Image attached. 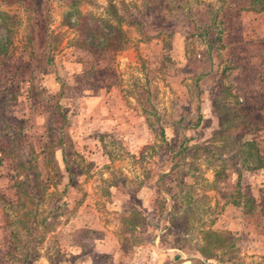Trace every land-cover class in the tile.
Masks as SVG:
<instances>
[{
	"label": "rangeland",
	"instance_id": "obj_1",
	"mask_svg": "<svg viewBox=\"0 0 264 264\" xmlns=\"http://www.w3.org/2000/svg\"><path fill=\"white\" fill-rule=\"evenodd\" d=\"M262 202L264 0H0V264H264Z\"/></svg>",
	"mask_w": 264,
	"mask_h": 264
},
{
	"label": "trees",
	"instance_id": "obj_2",
	"mask_svg": "<svg viewBox=\"0 0 264 264\" xmlns=\"http://www.w3.org/2000/svg\"><path fill=\"white\" fill-rule=\"evenodd\" d=\"M213 6V4H210V7ZM109 11L108 14L106 15L107 17H103L99 18L100 20L94 21V24L92 26H90V22L91 19L93 18H97L94 17L93 14H91L90 12H81L80 10L74 9V11L71 10H67L64 15V23L69 27H74L76 28V30L79 32V35H84L87 34H95V33H104V40L107 41L111 38V40L113 39L114 42L117 43V46H119L120 48H122L126 43V38L124 36V31L122 30V27L124 25H134V24H138L139 22L137 20H131L130 18H128L127 16H124L120 13H118V11L113 7L110 6L109 7ZM220 11V7L216 8V9H212L209 13L210 16V21L214 24V22L217 21V16H218V12ZM212 23H208L204 26H202L201 30L203 28L208 29L211 28ZM216 25H219V22H217ZM110 40V41H111ZM109 42V41H108ZM50 57V61H51V57L52 55L49 54ZM154 116L158 117L156 113H154ZM155 121L157 122V124L159 123V117L155 118ZM150 125H154L153 123H151ZM160 129V134H164V128L159 125L158 127ZM156 129V128H155ZM157 131V130H156ZM183 145H180V150H183ZM239 194V192L237 191V189L234 191V194H232L233 199L228 201H224L223 203H221V205L219 206L218 211L221 212L223 210V208L225 206H227V204H233L236 206H241L242 208H244L245 212L246 210H250V206L251 204H253L252 209L256 208L257 205L251 201V199H249L247 196L244 195L243 200L238 201L237 195ZM260 207H264V202H262ZM224 231H220L218 232L219 234H214L211 236L210 240L204 241V245L205 247H210V245L215 246V247H219L222 245H225L227 247H229L230 245L232 246V244L234 243L233 240H228L226 241V239L224 240V238L222 237L224 235L223 233ZM208 250V249H207Z\"/></svg>",
	"mask_w": 264,
	"mask_h": 264
},
{
	"label": "crops",
	"instance_id": "obj_3",
	"mask_svg": "<svg viewBox=\"0 0 264 264\" xmlns=\"http://www.w3.org/2000/svg\"><path fill=\"white\" fill-rule=\"evenodd\" d=\"M219 220H218V218H215V220H214V222L212 223V225H216V226H219ZM213 230V229H212ZM220 232V231H219ZM204 233H207V231H204ZM208 234H210L209 236L208 235H206L205 237H203V241H205V240H207V241H209L210 240V238H211V236L212 235H214V234H219L218 232H215V230L213 231V232H211V233H208ZM208 236V237H207ZM207 237V238H206ZM226 241H228V240H226ZM229 247H231V245L229 246ZM228 247V248H229ZM210 248H214V246H212V245H210ZM149 250V255H151V250L150 249H148ZM153 251V250H152ZM175 252V251H174ZM168 254V256H173V255H178V254H180L179 252L178 253H167ZM184 254H186V253H184ZM182 258H185L186 260H189L190 261V264H193V263H195V264H209L210 262H213L212 264H224L223 262H221V261H219V260H214V258H216V256H215V254H208L207 255V253H204L203 251H201V249H198V252L197 253H194V254H189V257L188 256H183V257H180V259H182ZM179 261H181V260H179ZM178 261V262H179ZM183 263L185 262V261H182ZM193 262V263H192ZM173 263H175V261L173 262ZM88 264H93L92 263V261L91 260H89L88 261Z\"/></svg>",
	"mask_w": 264,
	"mask_h": 264
}]
</instances>
